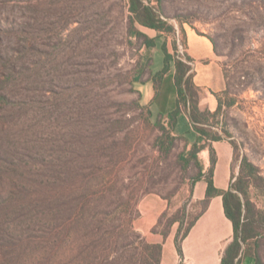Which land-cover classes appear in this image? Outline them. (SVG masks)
<instances>
[{
  "label": "rangeland",
  "instance_id": "rangeland-1",
  "mask_svg": "<svg viewBox=\"0 0 264 264\" xmlns=\"http://www.w3.org/2000/svg\"><path fill=\"white\" fill-rule=\"evenodd\" d=\"M159 5L176 37L183 26L216 43L226 89L211 130L232 146L231 182L243 157L255 167L246 196L264 264V0ZM131 30L128 0H0V264H159L135 227L141 202L168 201L162 234L201 209L194 135L175 130L160 150L142 91L173 35L148 51Z\"/></svg>",
  "mask_w": 264,
  "mask_h": 264
},
{
  "label": "crops",
  "instance_id": "crops-1",
  "mask_svg": "<svg viewBox=\"0 0 264 264\" xmlns=\"http://www.w3.org/2000/svg\"><path fill=\"white\" fill-rule=\"evenodd\" d=\"M185 46L184 53L191 58L193 81L200 89L199 107L211 112L217 108L216 95L226 89V77L220 60L210 39L197 33L194 29L183 27L181 34ZM159 47V46H158ZM163 60V56H162ZM154 71V70H153ZM157 71V70H156ZM149 91L144 95V89ZM144 98L150 103L152 113L167 114L176 107L177 90L172 68L162 78L155 97L150 101L153 90L150 81L142 84ZM188 131V132H187ZM177 133H196L192 129L186 112H182L176 127ZM194 133V134H193ZM203 143V141H202ZM214 152V162L211 163L210 151ZM201 167V177L194 183L192 197L202 200L205 197L206 171L212 167V180L216 188L228 189L231 183V166L233 150L229 141L221 139L208 141L206 146L197 153ZM168 209V201L160 196H151L140 204V215L135 221V227L151 243L161 245L159 264H220L226 245L232 240L233 228L230 220L225 216L221 195L210 199L208 207L199 215L190 227L188 234L182 240V255L178 254L175 245V235L178 226L174 222L170 230L163 235L154 231L160 215ZM242 264H253L252 258L246 257Z\"/></svg>",
  "mask_w": 264,
  "mask_h": 264
},
{
  "label": "trees",
  "instance_id": "trees-1",
  "mask_svg": "<svg viewBox=\"0 0 264 264\" xmlns=\"http://www.w3.org/2000/svg\"><path fill=\"white\" fill-rule=\"evenodd\" d=\"M157 2L156 4H150L149 2L145 3L143 0H128L130 23L132 27L131 34L136 37H143V44L148 51L156 48L157 39L164 32L173 35V38L170 41L164 39L159 45L163 56L162 67L157 71H153L150 64L149 77L142 83L148 81L151 82L153 90V95L150 99L151 101L157 94L160 82L164 75L170 72L172 68L174 69V82L177 90L176 107L165 115H157V125L161 134L157 137L156 144L160 150L165 151H169L173 147L175 140L178 138L174 133L178 124V119L182 112H186L189 118V123L196 133L195 139L188 151L189 156L185 159L187 164L193 160L199 168V174L194 178L195 182L201 177V167L197 159V153L206 146L208 141H218L223 139L221 134L211 130L213 123L210 122V118H214L220 112L223 104L218 94L216 95L218 104L215 111L211 112L207 109H200L198 105L200 89L193 81L191 70L192 60L185 53L184 57H181L178 54L177 37L175 36L176 30L166 19L163 18V8L159 5L160 0H157ZM135 24L146 29L154 30L157 34L150 36L137 28ZM180 30L183 32V26H181ZM208 38L212 42L216 52L215 41L209 36ZM180 39L185 46L182 36ZM162 122H166L167 127H165ZM209 151L210 160L213 164L214 152L211 148H209ZM255 176V167L247 161L246 157H243L240 163V171L235 181L230 183L228 189L220 190L213 184L212 167L208 169L207 175H205V197L202 200H199L201 209L195 214L183 230L182 221L180 220V226L175 235V245L180 256L182 255V240L188 234L190 227L194 224L199 215L208 207L210 199L215 195H221L225 216L232 224L233 236L232 240L224 248L220 264H242V261L246 257L255 260L256 264L260 263L259 256L256 252L257 242L255 237L258 235V231L256 230V220L248 214L251 203L246 196V187L248 186V183H250L252 177ZM163 235H166V233H163ZM150 247L157 252L159 262L161 245L158 243H152L150 244Z\"/></svg>",
  "mask_w": 264,
  "mask_h": 264
},
{
  "label": "built area",
  "instance_id": "built-area-1",
  "mask_svg": "<svg viewBox=\"0 0 264 264\" xmlns=\"http://www.w3.org/2000/svg\"><path fill=\"white\" fill-rule=\"evenodd\" d=\"M177 41V52L181 57H184V45L179 37L176 38Z\"/></svg>",
  "mask_w": 264,
  "mask_h": 264
}]
</instances>
